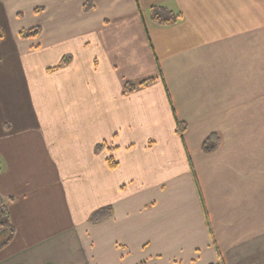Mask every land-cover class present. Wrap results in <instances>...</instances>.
<instances>
[{"label":"crops","instance_id":"obj_1","mask_svg":"<svg viewBox=\"0 0 264 264\" xmlns=\"http://www.w3.org/2000/svg\"><path fill=\"white\" fill-rule=\"evenodd\" d=\"M27 3L0 0V264H264V0H44L23 39Z\"/></svg>","mask_w":264,"mask_h":264},{"label":"trees","instance_id":"obj_2","mask_svg":"<svg viewBox=\"0 0 264 264\" xmlns=\"http://www.w3.org/2000/svg\"><path fill=\"white\" fill-rule=\"evenodd\" d=\"M94 7L93 3H87L84 6L85 11H90ZM41 9H37L38 13ZM151 20L158 26H171L176 24L182 17L180 13H176L163 6H154L150 9ZM42 33L40 27H35L29 30H23L20 32V37L23 39H33L38 38ZM3 37V34L0 32V39ZM71 61V56H66L63 59V65L69 64ZM155 81L154 78L143 80L139 83H128L125 86L124 94L129 95L134 93L137 89L151 85ZM187 130V125L182 122L177 123V134L183 138ZM222 139L219 134L213 133L208 136L202 143V151L206 154H211L217 151L221 146ZM109 165L112 168L117 166V163L110 158L108 160ZM2 171L0 164V173ZM15 201V198H4L0 194V251L7 247L15 237V229L11 221L9 206L12 202ZM113 216V208L105 207L94 212L90 218V223L92 225L100 224ZM145 264V263H142Z\"/></svg>","mask_w":264,"mask_h":264},{"label":"rangeland","instance_id":"obj_3","mask_svg":"<svg viewBox=\"0 0 264 264\" xmlns=\"http://www.w3.org/2000/svg\"><path fill=\"white\" fill-rule=\"evenodd\" d=\"M30 1H31V4L27 3L25 4V6L22 5L21 7L17 8L19 10V12L17 13L22 15L23 20L21 21V19H18L19 21L15 24V26L23 27L22 30H29L35 27L41 28L43 25L45 26V23L48 22L45 15H43L42 17H38V15L34 14L33 12V7L35 6V4L38 3L39 1H44V0H30ZM3 21H6V19L4 18L3 11L1 9L0 10V24H2Z\"/></svg>","mask_w":264,"mask_h":264}]
</instances>
